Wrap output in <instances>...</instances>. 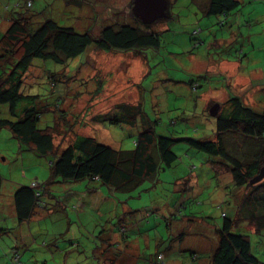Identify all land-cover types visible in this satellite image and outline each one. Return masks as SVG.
<instances>
[{"label":"rangeland","instance_id":"1","mask_svg":"<svg viewBox=\"0 0 264 264\" xmlns=\"http://www.w3.org/2000/svg\"><path fill=\"white\" fill-rule=\"evenodd\" d=\"M64 1L33 0L34 5L30 10L38 13L44 11L45 17L54 19L60 25L86 29L94 34L100 31L104 21L132 23L134 19L130 14L132 0L94 1L97 4L94 12L100 21L95 20L92 13H88L89 9L85 8L87 12L82 16V9L75 6L66 8ZM238 1V11L221 24L219 17H202L192 0H168L170 18L161 21L158 19L153 25L162 36L160 48L156 53L143 50L142 54H105L98 50H88L84 59L79 58L62 67L51 62L34 60L23 77L22 92L38 96L35 106L41 111L39 128H43L46 122L50 123L47 124L48 127L58 128L56 132L59 133H56L53 139L59 148L64 147L71 138L68 134L70 131H65V126L68 122H75L72 129L74 133L94 137L100 143L115 149L131 150L138 132L141 131L140 119L146 120L156 135L171 139H201L205 136L211 137L215 128V117L228 109V95H236L245 105L257 112L261 111L264 107V0ZM101 3L103 4L100 5ZM129 15L130 17H127ZM198 29L199 32L195 36L198 42L192 41L190 33ZM239 56L248 64L244 67L246 74L239 65ZM221 59L236 60L230 65L232 72L217 71L222 65ZM49 72L59 73L58 81L50 83L47 74ZM99 83L102 90L94 95ZM58 99L60 105L55 109L54 104ZM120 102L141 103L134 115V127L105 123L102 126L91 120L93 116L106 112ZM214 104H218L219 109L215 116H211L209 111ZM1 106L3 105H0V108ZM11 140L10 131L1 129L0 152L3 144ZM13 144L15 145L14 142ZM170 149L177 156L174 165L160 170L152 181H144L139 187L140 191L132 194L110 192L105 187L97 191L89 187L92 185L91 181L51 184V188H57L56 192L79 193V198L90 199L81 201L82 203L70 202L76 203L82 211V225L73 223L71 232L63 236L65 238L55 240L60 242L59 250L52 248L53 245L49 242L46 248L37 246L46 251L45 253H49L45 249H51V254L43 255L45 258L39 256L40 263L37 264H46L45 260L50 259L52 263L49 264H60L62 248L68 251L65 254L68 258L65 259L64 256L65 260L63 259L65 264H93L99 254L93 251L96 245L99 248L101 243L97 238L95 242L87 240L91 230L101 226L99 217L103 219L108 214L113 224L124 227L126 214H121V207L127 203L133 210L130 215L134 218L138 216L140 223L147 226V230L143 233L130 232L126 238L120 234V229L114 231L116 236L118 235L121 252L129 254L128 249L132 248V255L136 256L138 253L139 260H142L148 247L150 249L147 254H153L158 245L164 253L170 251L166 258L179 260L181 255L189 257L187 250L191 248L187 246L200 238V234H206V244H209L219 228L221 213L229 214L232 211L228 202L234 200L233 195L237 188L231 184L229 174L226 173L227 177L221 174L225 172L221 159L198 151L185 141L172 144ZM14 151L16 152L17 148L11 153ZM3 156L7 158V155ZM22 159L24 165L19 164ZM1 161L2 155L0 163ZM194 169L195 171H191ZM42 172L49 175L47 160L36 159L34 155L23 153V158L19 157L16 164L5 170V176L16 179L20 173L22 178L29 179L31 173L33 179L43 182L40 180ZM220 181L225 185H221ZM223 195H227V203L217 209L216 206ZM119 215L123 216V219L120 218L117 222L115 218ZM109 217L104 224L109 225ZM175 220L183 224L176 228ZM8 224L9 227L13 226L10 221ZM245 225L241 223L235 230L249 237L252 252L259 257L261 264H264V232L251 234L249 225ZM74 231L78 238L71 239ZM176 231L180 232L181 240L184 238L182 241L174 240L172 233ZM43 233L45 234L44 231ZM143 234L149 235V238H144L149 240L146 243L143 242ZM14 238L12 234L11 240L14 241ZM46 241L45 235L38 238L39 244ZM91 241L93 245L90 244ZM109 243L104 242L101 248H117L118 241ZM165 247L168 250H165ZM119 253L117 251L115 254ZM101 256L99 254V260ZM201 257L205 259L206 252H202ZM2 263L0 259V264Z\"/></svg>","mask_w":264,"mask_h":264},{"label":"trees","instance_id":"2","mask_svg":"<svg viewBox=\"0 0 264 264\" xmlns=\"http://www.w3.org/2000/svg\"><path fill=\"white\" fill-rule=\"evenodd\" d=\"M88 1L90 2L65 0L64 5L66 8L75 6L82 9L80 11L82 16L87 12L85 10L87 8V10L89 9L88 13H92V16L98 21L100 18L94 12V8L97 6L94 2L96 0ZM133 1H131L130 8ZM192 2L202 17H219L221 24L237 12L240 5L238 0H192ZM0 4V105H3L0 108L2 111L0 112L2 114L0 115V130L10 131L12 137L11 141L3 144V149L0 152L4 159L0 163V207L4 205L2 200L8 199L13 216L18 223H29L41 215L42 219L39 224L42 228H48L49 231V227L54 225L56 232L60 231L55 235L62 238L71 232L70 228L73 223L82 225L81 217L77 216L79 208L76 203L70 204V202L76 201L68 200L69 193L55 192L56 190H51L53 189L50 187L51 184L91 181L92 185L90 186L94 190L99 189L100 191L105 187L110 192L122 195L132 194L135 191H140L139 187L144 181H152V178L157 177L160 170L173 166L177 156L170 147L176 142L185 141L194 149L212 155L215 159H221L225 171L221 174L226 177L229 174L231 184L237 188L233 195L234 200L228 202L232 211L229 214L221 213L222 220H220L219 228L215 233L217 243L210 256L211 264H261L259 257H256L252 252L249 237L237 233L235 229L241 223L253 224L257 229L264 227V223L257 221L259 219L261 221V218L264 219V179L252 183L264 165V107L257 112L245 105L238 96L228 95L226 102L228 109L221 111L215 117V128L211 137L204 135L205 137L201 139L183 137L171 139L156 135L147 121L140 119L141 131L138 132L131 150L115 149L100 143L94 137L76 134L72 130L75 122L72 124L68 122L65 131H70L68 134L71 135L72 140L70 138L64 147H56L53 138L56 133H59L56 132L58 128L48 127L49 122H46L43 128H39L41 111L35 106L38 96L22 92L23 77L33 61L51 62L62 67L79 58L84 59L88 50H98L105 54L128 52L142 54L143 50L156 53L161 44V32L157 28H153L156 21L146 25L131 14L134 18L132 23H118L115 20L104 21L100 31L94 34L86 29L80 30L60 25L54 19L45 17L44 11L40 13L31 11L30 9L34 5L33 0H17L16 2L0 0ZM167 15L169 14L167 13ZM169 18L170 16H167V19ZM198 32L199 29L191 31L190 39L192 38V41L198 42L195 38ZM238 59L240 64L248 66L240 56ZM47 74L50 83L58 81L59 73L49 72ZM138 86L140 88V84ZM101 90L102 87L99 83L96 85L94 95L99 94ZM59 105L60 100L58 99L54 108L57 109ZM140 106L139 102L136 104L120 102L106 112L93 116L91 120L102 126L105 123L112 126L134 127V115ZM14 148H17V151L11 153ZM23 153L31 156L35 153L38 159L45 158L47 160L49 168L47 180L39 182L24 177V182L15 184L8 175L5 176V170L16 164L19 157L23 158ZM3 155H7V158ZM191 171H195V169ZM220 184L225 185L221 181ZM227 184L230 185L229 182ZM227 198V195L221 196L216 206L217 209H221L225 202L227 203ZM225 208L226 211L227 205ZM258 210L262 214L261 218L256 215ZM176 212L178 213V211ZM200 213L203 215V212L200 211ZM232 214L233 217H231ZM108 217L105 215L103 217L105 220L99 217L101 226L95 229L96 232L92 229L87 238L93 242L97 238L101 243L99 248H97L98 245L96 248L92 247L95 248L93 253L98 252L102 255L99 260L98 254L93 264H187L186 255H181L179 260L171 259L172 257L166 258L170 251L164 253L158 245L157 249L152 252L153 254L145 252L142 260H139L138 253L136 256L132 255V248L128 249V253L131 255L121 252L119 244L116 249L104 250L101 248L103 243H109L104 237L110 231L115 233L114 231L120 229V234L124 238L130 234V232H126L125 226L119 227L121 225H118L117 227L110 218L109 225L104 224ZM120 218L123 219V216H116L115 220L118 222ZM192 218L197 219L194 216ZM174 223L176 228L179 224H183L178 220H175ZM61 225L65 228L64 234ZM6 230L10 233L12 228ZM179 233V231L173 232L172 236L177 237ZM73 237L78 238L75 231L70 236L71 239ZM16 239L15 237L14 241L11 240L10 233L4 240L5 243L0 248L2 264H30V259V262L23 260L25 249L17 244ZM92 241L91 245H93ZM146 242L144 241V243ZM87 244L89 243L87 242ZM77 245L79 244L77 243ZM56 249L59 250L61 247H56ZM115 250L120 252L119 255L115 254L117 252ZM165 250L168 248L165 247ZM187 251L188 258H190L188 264H192L197 259V253L191 249ZM67 252L65 248H62L60 264H65L63 259L64 256L65 259L68 258L65 255ZM29 254L31 257L34 252L30 251ZM45 263L49 264L52 261L51 259L45 260Z\"/></svg>","mask_w":264,"mask_h":264},{"label":"crops","instance_id":"3","mask_svg":"<svg viewBox=\"0 0 264 264\" xmlns=\"http://www.w3.org/2000/svg\"><path fill=\"white\" fill-rule=\"evenodd\" d=\"M130 14H132L131 10H130ZM167 16L168 15H165L163 17L164 20L167 19ZM160 19H162V18H160ZM157 20H155V21H157ZM220 61H222V65H221L220 68L217 69V71L220 72L221 70H224V71L228 72L227 70H229L230 72H232V67H230V65H232V63H234L236 60L230 61L229 59H221ZM239 65L241 66V70L243 71V73L246 74V72L244 70V67H246V66H244L243 64H239ZM223 66L228 68V69L225 70V68ZM221 83H223V82H221ZM222 87H225V85L223 84ZM9 139H11V138H9ZM33 155H34V157H36V159H38L37 156L35 155V153H33L32 156ZM33 159L35 160V158H33ZM2 160L4 161V159H2ZM19 164H21V165L23 164L24 165V161L22 160ZM30 178H32L31 173L29 175V179L28 180H30ZM40 178H41L40 180H43V181L47 180V172H42L40 174ZM10 179L15 184L24 182V180H23L21 175H18L16 179H13V178H10ZM89 187H90V185H89ZM51 190H56V188H53ZM96 190L98 191V189H96ZM83 192H81V194ZM78 194L79 193H77V194L76 193H69L67 198H69L68 200L71 199L72 201H78L80 203H82L81 201L90 199V198L86 199L85 197L79 198ZM2 201H4V205H2L3 207H0V244H1L0 248L5 243L4 240H6L7 236H9V234H10L6 230L7 228H12V232L13 233H11V235L13 234L14 237L17 238L16 239L17 244L19 246H22L23 249H25L24 253H23L24 254L23 255V260H27V262L31 261L30 264L40 263V261H39L40 257L39 256H42L41 258H45L43 255L51 253V251H50L51 249H48V248L45 249V250L49 251V253H45L46 251L40 250L39 248H37V246L38 247H42V249H43V248H46V245L49 242L51 246L53 245L52 248H56V247L59 248L60 243L55 241L58 238L55 234L60 232V231L57 229L58 232H56V229H55L56 227H53L54 225L49 227V231H48V228H42V226L39 224L40 223V219H42L41 215H39L38 218L35 217L34 221L31 220V222H29V223L28 222H26V223H24V222L23 223H18L15 220L14 216H13L14 214L12 212L9 200L8 199H6V200L3 199ZM78 211L79 212L77 213V216L81 217L82 216V211H80V209ZM132 211L133 210L131 209V206H129V205L128 206L123 205L121 207V214L122 215H124V214L129 215V217L124 215V219H125L124 222L126 224L125 225L126 232L143 233L144 230H147L146 229L147 226L144 225L145 223H142V224L140 223L141 220L138 219V216H136L135 218L133 216H131L130 214L132 213ZM259 212H260V210L256 211V215L261 218L262 214L259 213ZM248 215L250 216V213H248ZM107 216H109V214ZM231 217H233V214H232ZM259 220H257V221L258 222H262V224L264 223V219L261 218V221H259ZM9 221L12 222L13 226L9 227V224H8ZM57 221H59V220H57ZM3 223L5 224V226H1ZM61 226L63 227V225H61ZM248 227H249L248 229L251 230V234H255L256 233V235H257V234L263 233V231H264V227H262L260 229H257L253 224L249 225ZM43 231L45 232V234L43 233ZM94 232H96V230H94ZM62 233L63 234L65 233V228L64 227H63V232ZM44 235L47 236V241L45 243H43V244H39L38 238H41ZM210 236H211V232H209V238H211ZM146 237L149 238V235L148 234L147 235H145V234L142 235L143 239L146 238ZM173 238L176 241H177V239H179V241H182L184 239L183 238L181 240V236L180 235H178L177 237L173 236ZM52 239H54V240H52ZM104 239L106 241H108V242L109 241H118L119 246H121V244L119 243V240H118V235L116 236V234L112 233L111 231L109 232V234L107 236L104 237ZM206 239H207L206 234H204V235L200 234V238H197L194 243L189 244L187 246L188 248H191V250H194L197 253V259L195 261H193L194 263H192V264H211L210 256L212 254L213 249L216 246L217 239H216V236H215V238L209 244H206ZM144 241L148 242L149 240L148 239H144L143 242ZM149 249H150V247L147 248V252H148ZM30 251L34 252V255L31 256V257H30V254H29ZM202 252H206V254H207V257L205 259H203L201 257ZM29 259H30V261H29ZM185 260L187 261V264H188V262L190 263V258L186 257ZM183 264H185V263H183Z\"/></svg>","mask_w":264,"mask_h":264},{"label":"water","instance_id":"4","mask_svg":"<svg viewBox=\"0 0 264 264\" xmlns=\"http://www.w3.org/2000/svg\"><path fill=\"white\" fill-rule=\"evenodd\" d=\"M132 14L141 20L143 24H151L155 20L163 18L168 13L167 0H134L131 7ZM219 109L218 104H214L209 113L215 116ZM264 179V165L260 168L252 183H257Z\"/></svg>","mask_w":264,"mask_h":264},{"label":"built area","instance_id":"5","mask_svg":"<svg viewBox=\"0 0 264 264\" xmlns=\"http://www.w3.org/2000/svg\"><path fill=\"white\" fill-rule=\"evenodd\" d=\"M16 260V259H15Z\"/></svg>","mask_w":264,"mask_h":264}]
</instances>
